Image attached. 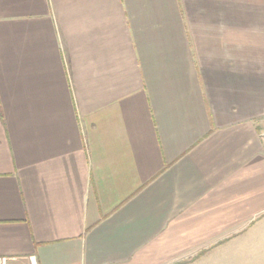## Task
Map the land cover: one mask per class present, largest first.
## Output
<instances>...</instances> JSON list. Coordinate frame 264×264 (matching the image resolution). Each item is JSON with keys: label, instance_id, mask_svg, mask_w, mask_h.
Returning a JSON list of instances; mask_svg holds the SVG:
<instances>
[{"label": "crops", "instance_id": "obj_1", "mask_svg": "<svg viewBox=\"0 0 264 264\" xmlns=\"http://www.w3.org/2000/svg\"><path fill=\"white\" fill-rule=\"evenodd\" d=\"M264 216V0H0V264H194Z\"/></svg>", "mask_w": 264, "mask_h": 264}, {"label": "rangeland", "instance_id": "obj_2", "mask_svg": "<svg viewBox=\"0 0 264 264\" xmlns=\"http://www.w3.org/2000/svg\"><path fill=\"white\" fill-rule=\"evenodd\" d=\"M194 264H264V216H257L238 237Z\"/></svg>", "mask_w": 264, "mask_h": 264}]
</instances>
